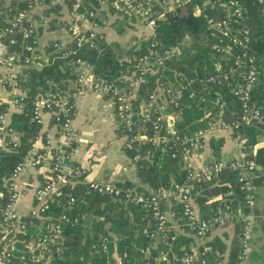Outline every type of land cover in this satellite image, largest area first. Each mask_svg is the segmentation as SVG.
I'll return each instance as SVG.
<instances>
[{
  "label": "built area",
  "instance_id": "2783aa9c",
  "mask_svg": "<svg viewBox=\"0 0 264 264\" xmlns=\"http://www.w3.org/2000/svg\"><path fill=\"white\" fill-rule=\"evenodd\" d=\"M46 0H32L27 9L18 12L9 27L0 32V65L5 68L26 66L38 67L40 63L33 58L23 59L17 52H10L14 44L17 31H23L26 38H30L35 24L27 20V15L34 6L41 5ZM78 2V0H73ZM101 6L107 0H97ZM187 0H175L178 6ZM124 17L135 18L143 23L153 25L155 18V0H117ZM264 28V0H256ZM219 7L225 12L219 18L208 20L211 57L214 61V73L206 77V82L220 86L224 82L232 84V94L240 102L242 116L240 119H224L226 103L215 98L212 104L218 106V115L212 118V108L209 120L205 124L188 133L181 134L178 130V120L181 118L183 105L188 98H196L199 104L207 102L205 94H199L192 81L179 80L178 70L170 64L178 61L179 52L167 49L158 41H152L148 48L137 60L136 70L120 76L115 83L94 74V67L81 58L71 61L77 74L76 86L80 89L90 85L98 94L111 99L115 117L120 129L127 139L126 148L135 153L138 160L142 148L154 147L172 159H183L186 178L183 182L173 181L169 188L162 187L153 193H142L138 189L119 185L117 183L88 181L85 168L76 164L73 155L77 151L78 133L74 126L76 108L68 89L44 91L36 99L32 111V120L43 124L46 116L61 129L64 141L55 145L45 155L32 153L13 170L6 180L7 192L0 190V199L6 195L5 206L2 210L0 222V264H55L57 258L65 249L64 227H74L78 218L47 216L50 211L48 198L65 196L64 190H69L67 205L73 206L75 197L72 191L85 188L89 194L110 198L114 202L131 204L148 212L154 222V229L147 233V237L156 241L169 240V221L167 215L180 205L186 221L188 233L195 238L196 246L185 251L177 260H169L164 264H199L198 261L212 253L213 248L206 242L209 234L218 226L231 223L241 225L239 235V252L233 264H245L248 257V244L252 231L250 212L235 211L227 205L225 209L216 211L211 217L201 219L194 209V186L203 182H211L227 169L237 172L241 190L246 192V203L252 206L253 196L251 188L255 182L264 187V179L254 174L256 168L253 159L243 157L232 160L213 159L203 169H196L190 164L191 157L199 148L204 147L211 140L222 133L232 134L243 126L257 125L262 128L259 138L264 144V101L260 104L254 96V90L264 78V53H259L252 46L254 35L247 24L249 9L241 0L221 2ZM201 13L196 8L195 15ZM1 14V13H0ZM95 12L77 13L76 21L70 26L69 32L77 48L89 45L93 48L98 42L104 41V36L96 31V24L92 21ZM155 37V34L152 35ZM37 44V40H33ZM54 47L60 57L67 59L76 51L72 47H63L55 42ZM34 51V46L28 47ZM227 67V69L225 68ZM84 68V72L80 71ZM173 75V78L171 76ZM4 76V84H11V79ZM12 76V75H11ZM11 76H9L11 78ZM14 78V74H13ZM147 78H153L154 88L148 96H141V87L148 83ZM2 86V85H1ZM26 95L10 94L7 100H0V141L4 134H13L14 128L8 117V105L15 109L26 107ZM1 145V144H0ZM2 148L0 146V152ZM51 158V176L43 186L35 192L36 212L40 220L36 237L30 240L24 238L28 224L23 221L19 213V201L22 194L17 180L28 166L36 167L43 157ZM260 222L264 224V204L260 215ZM24 236V237H23ZM113 240L110 236L102 238L101 242L93 245L95 254H109ZM200 264H206L204 261Z\"/></svg>",
  "mask_w": 264,
  "mask_h": 264
},
{
  "label": "trees",
  "instance_id": "16d2710c",
  "mask_svg": "<svg viewBox=\"0 0 264 264\" xmlns=\"http://www.w3.org/2000/svg\"><path fill=\"white\" fill-rule=\"evenodd\" d=\"M116 0H109V3H115ZM231 0H187L186 2L175 6L172 10H165L158 2H155V18H154V34L146 41H142L138 46L131 50H125L121 45L116 43L98 42L93 48L89 45L83 48H77L75 42L72 48L76 53L67 59L60 57V53L53 45H47L42 51L40 45L34 44L33 40L39 39L42 34L41 28L32 31L31 37L26 38L23 31H17L14 36V44L9 48L10 52H17L23 59L33 58L40 63V66L24 68L22 74L18 77V86L26 92V108L22 114H14L12 127L16 132L22 135L21 144L12 145L10 150L0 152V190L7 192L5 187L6 180L11 176L13 170L25 160L32 145L37 137L40 126L32 120V111L35 99L44 91L55 90L56 87L61 90L69 89L76 82V70L72 66L71 61L81 58L90 63L94 67V74L104 77L109 82L115 83L117 79L126 73L133 72L137 67V60L148 48L152 41L160 42L167 49H176L179 52L178 61L172 62L170 65L179 72L178 79L183 81H192L194 89L199 94H205L207 102L199 104L196 98H188L183 105L181 119L178 121V130L181 134H188L200 127L209 120V110L214 108L211 115L216 118L218 115V106L212 104L215 98H220L226 103L224 110V119L233 120L240 119L243 112L240 102L232 94V84L224 82L220 86H214L205 81L206 77L214 73L215 66L211 57V47L209 41L208 20L210 18H219L225 15L222 8L219 7L221 2H229ZM249 9L247 24L249 25L254 39L252 46L259 53H264V28L256 0H241ZM0 0V32L11 25V22L17 16L18 12L27 9L28 3H8ZM69 6L73 8L75 3L68 0ZM51 7L47 13L54 12L56 6L50 3ZM101 8L97 0H82L78 4V13L95 12L94 20L98 10ZM196 8L201 9V13L195 15ZM127 18V17H125ZM200 41V43H199ZM34 46V51H29V46ZM227 69V67H225ZM173 78V75L171 76ZM148 83L142 85L141 96H148L154 88L153 78H147ZM255 99L262 104L264 101V78L260 79V83L254 90ZM262 128L257 125L241 126L238 131L234 132L236 137L242 144V151L245 160L253 159L256 164L254 174L260 175L264 179V144L260 143ZM215 158L220 157L221 145L211 141ZM221 144V143H220ZM134 156L135 153H132ZM148 157V158H147ZM138 168L140 175L146 178V181L158 191L160 188H169L172 181L183 182L186 178L184 170L185 163L183 159H172L168 154L162 153L154 147L146 146L142 148L141 156L138 160ZM172 179V180H171ZM259 185V182H255ZM65 196L54 198L50 201V211L47 216L57 218L59 216H71L78 218L79 222L74 226L64 227L65 249L55 264H156L162 253H169L170 247L173 245L171 240L167 242L156 241L147 237V233L138 232L140 242L147 245L158 243V251L151 256L133 250L129 245L130 239L118 242L117 247L113 243L110 245L109 254H95L93 245L101 242L102 238L107 236V231L103 227L97 226L92 231L85 232L82 227L81 217L83 213H89V207L94 204V209L100 204L111 203L113 206L108 208V212L112 209L111 215L107 216L103 209L98 210V215L104 214L107 218L114 221L112 227L115 235H118V229L115 225L126 226L128 211L137 212L140 216H144L146 221L152 219L151 215L142 210L140 207L114 202L110 198L89 194L85 188H77L72 191L75 197L73 206H68L67 194L69 190H64ZM199 194L198 201L201 206L206 207L208 211L213 212L225 209L227 205L231 206L235 211H245L252 213V206L246 203V192L241 190L238 182L237 172L227 169L220 175L216 176L211 182H203L194 186V196ZM227 195L225 202H215L207 205L208 199L217 195ZM229 194V195H228ZM233 199V201L231 199ZM6 195L4 199H0V222L2 210L5 206ZM93 210V209H92ZM175 213L186 223L182 207L178 205ZM213 213V214H214ZM54 214V215H53ZM212 214V215H213ZM23 221L27 222V234L24 238L27 240L36 237V231L39 228L40 220L35 215L23 217ZM111 221V222H112ZM241 229V225H239ZM131 238V237H129ZM120 240V239H119ZM129 240V241H128ZM182 244L186 243L181 241ZM146 246V245H145ZM141 248V247H140ZM212 253L207 255L206 262H215L222 255V251L216 246L212 247ZM190 248L182 250L183 253ZM117 250V258H114V252ZM240 250V248H239ZM238 250V252H239ZM237 255V254H236ZM179 257V258H180Z\"/></svg>",
  "mask_w": 264,
  "mask_h": 264
},
{
  "label": "crops",
  "instance_id": "0c3cea01",
  "mask_svg": "<svg viewBox=\"0 0 264 264\" xmlns=\"http://www.w3.org/2000/svg\"><path fill=\"white\" fill-rule=\"evenodd\" d=\"M5 1L20 4L29 3L32 0ZM80 1L82 0H78L77 5L75 4L71 8L68 0H50V3L56 6V9L54 12L48 14L47 11L51 5H49V0H46L29 11L27 20H31L35 24V28L42 29V34L37 40L40 50L43 51L48 44L54 46L55 42L63 47H72L74 39L69 29L74 22L77 23L75 17L78 13L77 8ZM116 1L110 4L109 0H107V4L101 6L97 12L96 17L99 16L98 21L92 19L97 25L96 31L104 36V42L116 43L125 49L130 45H135L138 41H146L152 37L154 27L135 18H125ZM155 1L165 10H172L176 6L175 0ZM144 32L149 33L148 39L142 38ZM24 68L27 67L21 65L12 70V68H5L0 65V100H7L10 94L14 96L19 94L26 95V92L18 86V77L22 74ZM80 71L84 72L85 70L84 68H80ZM6 73L8 75L7 78L11 79V84H4ZM68 91L76 108L74 126L78 133L77 151L74 153L73 158L76 164L86 169V179L88 181L113 182L119 185L131 186L145 194L156 192L146 181V178L140 175L137 165L139 159L136 160L132 152H129L126 148L127 139L118 125L111 99L108 96L98 94L90 85H85L79 89L76 84H73ZM5 106L8 107V117L11 123L13 122V115L22 114L26 108L15 109L8 105ZM39 126L40 131L28 155L37 152L45 155L55 145L64 141L61 129L53 122L50 116H46L43 124ZM21 139L22 135L15 130L13 134H4L0 141L2 151L10 150L9 148L15 144L18 146L21 144ZM213 140L216 144L221 145L220 157L215 158L211 140L204 147L199 148L198 152L191 157L190 164L196 169H203L213 159L232 160L244 157L242 151L243 143L234 137V133L224 132ZM50 169L51 158L48 155L43 157L36 167L28 166L17 180L22 190L19 201V213L21 216H38L36 212L35 192L51 176ZM251 192L253 196L251 213L252 231L245 264H264V224L260 222V215L264 204V187L254 184ZM198 197L199 194L194 196V209L198 213V216L201 219L211 217L214 210L208 211L206 207L201 206L197 200ZM226 198L227 195H217L209 198L207 205L215 202H225ZM48 200L51 201L52 199L48 198ZM231 200L233 201V199ZM112 206L111 203H104L100 204L97 210H95L94 204H92L89 207L91 211L88 214L83 213L80 219L82 220L84 231L91 232L92 228L100 226L107 231V236H110L113 240L114 247H117L119 241L122 242L130 239V241L128 240L129 245L136 252L147 256L156 253L158 251V243L150 242L147 245L144 241L140 242V235L138 234V232L144 231L147 233L152 231L154 229L153 220L148 219L146 221V218L140 216L137 212L128 211L125 216L127 218V222H125L126 226L122 225V223L115 225L114 228L118 229V235H115L112 230L114 221L104 216L106 213L107 216L111 215L112 209L108 212V208ZM99 208L103 209V212L104 210L106 212L98 215ZM167 217L169 221V240L172 241L173 245L170 247L169 253H162L160 255L156 264H164L169 260H177L182 250L197 245L195 238L188 233L186 223L182 222L177 213L173 211ZM37 231H39V228ZM239 235L240 228L238 224L226 223L216 227L209 234L206 242L211 247L216 246L221 250L222 255L213 263L206 262L207 256L202 260L200 259L198 263L200 264L204 261L206 264H233L239 250ZM181 241H185L186 243L182 244ZM117 254L116 250L113 257L117 258Z\"/></svg>",
  "mask_w": 264,
  "mask_h": 264
},
{
  "label": "rangeland",
  "instance_id": "374dc122",
  "mask_svg": "<svg viewBox=\"0 0 264 264\" xmlns=\"http://www.w3.org/2000/svg\"><path fill=\"white\" fill-rule=\"evenodd\" d=\"M148 34H149L148 32H144L142 38L148 39L149 38ZM141 42L142 41H138L135 45H130V46L126 47L125 50H131V49L135 48L136 46H138ZM199 43H200V41H199Z\"/></svg>",
  "mask_w": 264,
  "mask_h": 264
}]
</instances>
